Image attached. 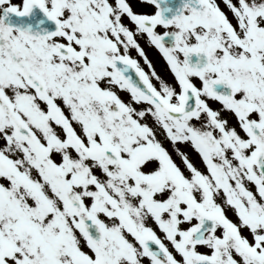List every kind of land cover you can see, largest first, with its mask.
I'll return each instance as SVG.
<instances>
[{"label": "snow or ice", "instance_id": "obj_1", "mask_svg": "<svg viewBox=\"0 0 264 264\" xmlns=\"http://www.w3.org/2000/svg\"><path fill=\"white\" fill-rule=\"evenodd\" d=\"M0 264H264V0H0Z\"/></svg>", "mask_w": 264, "mask_h": 264}, {"label": "flooded vegetation", "instance_id": "obj_2", "mask_svg": "<svg viewBox=\"0 0 264 264\" xmlns=\"http://www.w3.org/2000/svg\"><path fill=\"white\" fill-rule=\"evenodd\" d=\"M149 54H150V55H154V53H153L152 50H149Z\"/></svg>", "mask_w": 264, "mask_h": 264}]
</instances>
